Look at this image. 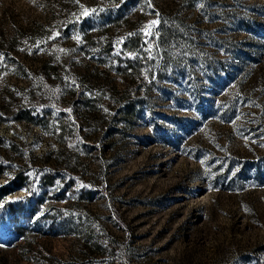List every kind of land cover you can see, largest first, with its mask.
Returning <instances> with one entry per match:
<instances>
[{
	"label": "rangeland",
	"instance_id": "obj_1",
	"mask_svg": "<svg viewBox=\"0 0 264 264\" xmlns=\"http://www.w3.org/2000/svg\"><path fill=\"white\" fill-rule=\"evenodd\" d=\"M0 162V264H264V0H0Z\"/></svg>",
	"mask_w": 264,
	"mask_h": 264
},
{
	"label": "trees",
	"instance_id": "obj_2",
	"mask_svg": "<svg viewBox=\"0 0 264 264\" xmlns=\"http://www.w3.org/2000/svg\"><path fill=\"white\" fill-rule=\"evenodd\" d=\"M171 32H172V30L166 31L167 37H169L171 35L170 34ZM140 42H141V36L140 35H134V36L130 37V39H128V41H127V45L132 46L131 54L134 55L132 58L127 60V64H129L130 66H135L136 68L140 67V61H141V54L138 52V46H139ZM61 130H62L63 134H65L67 131V127L63 126V128H61ZM3 171H4V164H3V162H0V176L3 174ZM18 178H22V176L20 175V176H18ZM1 190L4 193H7L9 191L8 187L1 188Z\"/></svg>",
	"mask_w": 264,
	"mask_h": 264
},
{
	"label": "snow or ice",
	"instance_id": "obj_3",
	"mask_svg": "<svg viewBox=\"0 0 264 264\" xmlns=\"http://www.w3.org/2000/svg\"><path fill=\"white\" fill-rule=\"evenodd\" d=\"M87 14H88L87 12L84 13V15H87ZM157 23H158V21L154 20V21L151 22V26H154V25H156ZM151 26H150V27H151ZM147 34L151 35V33H147Z\"/></svg>",
	"mask_w": 264,
	"mask_h": 264
}]
</instances>
